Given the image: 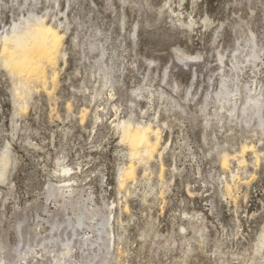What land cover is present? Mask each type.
Segmentation results:
<instances>
[{"label":"rangeland","instance_id":"obj_1","mask_svg":"<svg viewBox=\"0 0 264 264\" xmlns=\"http://www.w3.org/2000/svg\"><path fill=\"white\" fill-rule=\"evenodd\" d=\"M38 19L56 79L23 88L1 49ZM88 263L264 264V0H0V264Z\"/></svg>","mask_w":264,"mask_h":264},{"label":"bare ground","instance_id":"obj_2","mask_svg":"<svg viewBox=\"0 0 264 264\" xmlns=\"http://www.w3.org/2000/svg\"><path fill=\"white\" fill-rule=\"evenodd\" d=\"M63 39L64 34L59 28L44 20L38 19L32 24L27 22V25L24 26L22 30H18L16 26L13 28V33L5 38L4 45L1 49V54L5 62L4 64H6L10 72L20 79L23 88L34 83L46 86L50 78L53 80L56 79L54 72L53 75L49 74V69L53 70L58 63L57 61H59ZM134 125L123 122V138L129 142L128 144L131 147L132 155L138 157H153L160 145L161 137L159 129L153 127L151 124ZM246 147L247 146H245L244 149H246ZM7 160L8 156L4 154V167L8 164ZM228 160L229 159L226 157L223 161L224 166H226ZM135 170L134 165H129L121 173V181L133 177ZM97 240L100 239L91 241L87 237L85 241L92 244L98 243ZM95 256L97 257L98 255ZM91 259L90 261L92 262Z\"/></svg>","mask_w":264,"mask_h":264}]
</instances>
